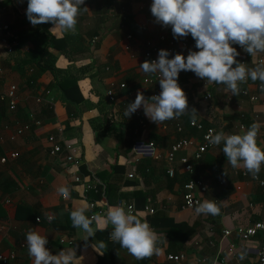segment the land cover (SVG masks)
<instances>
[{
	"label": "crops",
	"instance_id": "crops-1",
	"mask_svg": "<svg viewBox=\"0 0 264 264\" xmlns=\"http://www.w3.org/2000/svg\"><path fill=\"white\" fill-rule=\"evenodd\" d=\"M14 2L12 21L0 15V23L7 24L18 37L13 54L0 55V93L10 84L17 86L16 111L5 112L0 130V158L10 152L19 154L15 160L0 163V254H15L8 264H33L26 242L29 230L46 236V247L53 254L61 251L60 239H73L74 246L64 245L62 250H76L75 264H97L103 258V243L95 233L104 228L112 232L105 214L116 205L133 206L137 210L134 215L151 227L152 222L157 224L152 228L160 239V253L153 254L147 264H201V260L208 264H257L264 232L242 241L236 230L264 221V186L245 169L233 168L227 162L223 143L194 162L193 153L202 134L189 122L191 108H195L196 120L213 127L215 134L221 130L239 134L257 123V143L264 149V105L251 103L242 93H255L258 80L249 78L240 83L239 93L233 95L223 84L206 85L193 72L181 71L178 83L187 96L186 114L156 124L141 107L127 118L125 110L138 91L146 98L161 91L159 84L143 86L145 74L140 70V64L146 61L144 41H157L164 27L151 14L152 0H85L82 7L88 11H81L75 30L69 32L51 23L32 26L26 16L27 7ZM164 34L177 43L169 58L198 51L190 34L174 38L171 26ZM50 38L57 40L58 47L47 49ZM45 48L55 58L56 74L36 70L34 58ZM238 52L239 62L255 66L248 53ZM0 53H4L1 46ZM258 57L264 58V53ZM64 78H73L78 89L74 97L81 96L80 102L64 100L59 86L74 84L63 83ZM121 84L125 87L120 88ZM109 89L114 101L106 98ZM205 93L212 96L208 102L203 101ZM40 95L43 101L36 103ZM45 108L53 118L42 119L41 126L33 125V120L43 117ZM22 124H30V130L12 139L15 128ZM176 124L182 126V132H177ZM241 125L243 130H239ZM51 135L58 143L75 145L77 164L65 166L64 154H49L51 144L47 138ZM183 138L192 140L193 145L177 153L169 164L166 156L171 146ZM182 158L193 163V178L206 186L205 192L195 194L199 203L215 201L220 207L219 215L184 208L183 185L190 176L183 170ZM168 168L174 169L173 177L168 176ZM74 176L81 177L93 190L85 193L84 186L73 181ZM259 178L264 179V164ZM60 187L70 190V198H62ZM85 196L99 202L92 211ZM77 207H85L86 215L95 218L91 237L72 226L70 212ZM146 209H152L153 214ZM50 215L54 219L45 222ZM38 217L40 223L35 222ZM226 230L230 231L228 236L224 235ZM21 244L25 247L21 248ZM125 251L121 248L115 253L114 264L127 261ZM171 254H183L185 259L169 261L166 257ZM131 259L135 258H128V264Z\"/></svg>",
	"mask_w": 264,
	"mask_h": 264
},
{
	"label": "clouds",
	"instance_id": "clouds-1",
	"mask_svg": "<svg viewBox=\"0 0 264 264\" xmlns=\"http://www.w3.org/2000/svg\"><path fill=\"white\" fill-rule=\"evenodd\" d=\"M84 3L85 0H28L26 16L32 26L51 23L64 32L74 31L78 15L82 10L88 11L87 7H82ZM150 11L158 24L171 26L174 38L190 34L198 51L189 50L186 57L178 53L169 58V51L160 49L158 59L140 64L145 75H159L161 91L150 98L138 91L134 102L129 103L125 110L127 118L141 107L145 116L156 124L186 114L189 110L187 96L178 83L181 71L193 72L204 79L206 85L223 84L233 95L239 93V84L246 83L249 78L253 82L259 80L264 91V61H256V57L264 53V0H152ZM233 45L248 53L255 66L248 67L239 62L237 57L240 53ZM196 118L197 110L191 108L192 121ZM259 128V124L253 123L242 133L226 134L221 130L207 139L214 146L223 143L222 151L233 168H243L254 179H259L264 164V149L257 143ZM58 192L65 199L70 198L67 187H60ZM86 211L85 207L74 208L70 212V220L74 228L82 229L91 237L95 218H89ZM195 211L215 216L220 214V207L215 201L205 200ZM105 215L113 227L109 238L118 242L135 259L143 260L160 253L157 232L147 221L132 214L130 207L111 206ZM48 219L51 221L54 217L50 215ZM26 242L33 264H75L76 250H61L53 254L46 247L48 238L37 231L29 230Z\"/></svg>",
	"mask_w": 264,
	"mask_h": 264
},
{
	"label": "built area",
	"instance_id": "built-area-1",
	"mask_svg": "<svg viewBox=\"0 0 264 264\" xmlns=\"http://www.w3.org/2000/svg\"><path fill=\"white\" fill-rule=\"evenodd\" d=\"M2 14L1 10H0V15ZM166 27L161 28L162 33L159 34L157 41H154L152 39H147L144 41L143 45H144V50H143V58L145 60H155L158 59V52L160 49H165L168 50L170 55H172L175 52V49L177 47V43L172 40V39H168L166 37V35L164 34ZM129 39H131V37H128ZM96 41V38L93 39V42ZM18 43V37L14 34V32L10 29V27L7 24L4 23H0V46L2 47V49L4 50V53H7V55H11L14 52L15 47L17 46ZM162 45H164V48L162 47ZM183 46H186V43L183 44ZM238 50H243L241 47L238 46L237 51ZM257 62H261L264 61L263 57H258L256 59ZM244 63V62H241ZM2 73V69L0 68V74ZM153 84H159V75L158 74H154V75H145V77L142 79V85L145 87H148L150 85ZM125 84H121L120 88H124ZM49 92H46V94H48ZM242 93L248 98V100L251 103H255V104H262L264 105V91H262L261 89V82L258 80L257 84H256V92L255 93H247L246 91H242ZM158 92H154L151 96L153 95H158ZM106 98L109 101H114V94L112 89L107 90L106 92ZM203 101H210L212 96L210 93H205L203 95ZM0 101H5L6 105H7V112L9 113H13L14 111H16L17 108V86L14 84H10L7 86V88L5 89L4 92L0 93ZM43 101V97L37 96L35 98V102L36 103H41ZM138 118H140L139 114H136ZM33 125L35 126H41V123L39 121H32ZM189 126L199 132H201V143H199L196 148L195 151L193 153V161L194 162H199L201 160V158L203 157V155L208 152L209 150H212L214 148V145L209 143V140L207 139V137H209L210 135H215V129L213 127H205L201 122L195 120V121H190L189 122ZM6 129H8V126H5ZM31 128L30 124H23L20 125L18 127L15 128L14 133L12 134V139H15L16 137L21 136L24 132L29 131ZM244 129V125H241L239 130H243ZM176 130L177 132H182V126L180 124H176ZM47 141L49 144H51V148L49 151V154L51 156H61L64 154V162H65V166L67 165H73V164H77V156H76V147L73 144H63V143H58L57 142V138L54 135H51L47 138ZM193 145V141L190 139H179L178 141H176L172 146L170 151L168 152L166 159L167 162L169 164L173 163L177 153H179L182 150H185L187 148H189L190 146ZM150 148L153 147V143L149 144ZM142 154V153H140ZM19 154L17 152H10L8 154H5L3 157L0 158V163L1 164H5L7 163L9 160H15L16 158H18ZM180 162L182 164L183 170L184 172H186L190 178L184 183L183 185V206L185 209H195L198 204H199V199L195 196V194H197V192L199 193H203L206 191V186L204 185V183H202V181L199 180H195L193 178V173H194V165L193 163L190 162L189 159L187 158H182L180 159ZM167 174L169 177H173L174 176V169L173 168H168L167 169ZM242 176H247L246 172H242L241 173ZM192 176V177H191ZM129 178H133L132 175L128 176ZM253 180H255L256 182L259 183V185L261 187L264 186V183H262V181H264V179H254L252 177ZM73 181L76 184H81L82 186H84L85 189V193L89 192L90 190H93V187L90 188L88 185H85L83 179L79 176H74ZM63 199H65L62 196ZM87 200V207L90 211H92L94 208H96L97 204L99 202H95L92 201L88 198V196L86 197ZM131 208L132 210V214L135 213L137 210L133 207V206H127L126 209ZM146 211L149 214H153V210L152 209H146ZM49 217V216H48ZM48 217L45 219V222L50 223L51 221H49ZM42 220L41 218H39V220H37V218H35V222L36 223H40ZM264 232V221L262 222H256L254 224H252L249 227L246 228H238L236 230V234L237 236L242 240V241H246L250 238L255 237L258 233ZM230 234V231L226 230L224 232L225 236H228ZM60 246H61V250L62 247L64 245L68 246V247H73L74 246V240L73 239H60L59 240ZM25 244H21V248H24ZM15 258V254L14 252H9L7 255H3L0 254V264H8L11 260H14ZM167 260L169 261H173V262H181L185 259V256L183 254H171V255H167ZM201 264H208L206 262V260H201ZM257 264H264V243L263 246L260 250L259 256H258V260H257Z\"/></svg>",
	"mask_w": 264,
	"mask_h": 264
},
{
	"label": "trees",
	"instance_id": "trees-1",
	"mask_svg": "<svg viewBox=\"0 0 264 264\" xmlns=\"http://www.w3.org/2000/svg\"><path fill=\"white\" fill-rule=\"evenodd\" d=\"M18 3H22L24 6L27 7L28 0H17ZM3 13V12H2ZM49 47H58L57 45V40L54 38H50L49 45L47 44V49ZM46 48L34 58V63L36 70L38 71H50L53 74L57 73V70L55 68V58L48 52ZM63 83L66 84H71L74 83L73 78H64ZM159 89V87H156ZM59 89L62 90L63 98L66 102H80L82 100V97H74V93H78V89L74 84L64 87V86H59ZM156 92V91H155ZM48 108H45L44 114L42 115L43 117L40 119L37 118L36 121H39L41 123L42 119L43 120H50L53 118V113L49 112L47 110ZM7 111V105L5 101H0V130H1V125H3V122L6 120V114L5 112ZM23 125V124H22ZM152 227H155L157 224L152 222ZM110 234V229L109 228H104V229H99L95 233V237L100 240L103 243V258L100 259L97 264H114L115 261V253L121 249L122 247L118 242H114L109 238ZM149 261V258H145L143 260H137L136 259V264H147Z\"/></svg>",
	"mask_w": 264,
	"mask_h": 264
},
{
	"label": "rangeland",
	"instance_id": "rangeland-1",
	"mask_svg": "<svg viewBox=\"0 0 264 264\" xmlns=\"http://www.w3.org/2000/svg\"><path fill=\"white\" fill-rule=\"evenodd\" d=\"M15 0H0V10L1 12H3V14L7 15V17H5V20L7 22L9 21H12V13L10 12V10L14 7L15 5ZM16 6V5H15ZM15 8V7H14ZM18 12V11H17ZM19 14V13H17ZM126 255H127V261H128V258H133V256L127 251H125ZM130 256V257H129ZM127 261H123L122 264H128Z\"/></svg>",
	"mask_w": 264,
	"mask_h": 264
},
{
	"label": "water",
	"instance_id": "water-1",
	"mask_svg": "<svg viewBox=\"0 0 264 264\" xmlns=\"http://www.w3.org/2000/svg\"><path fill=\"white\" fill-rule=\"evenodd\" d=\"M129 264H136L135 259H131V260L129 261Z\"/></svg>",
	"mask_w": 264,
	"mask_h": 264
}]
</instances>
